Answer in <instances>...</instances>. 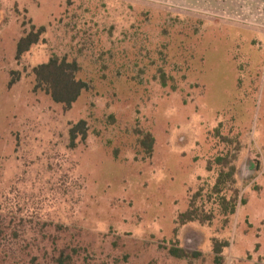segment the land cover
<instances>
[{
  "label": "rangeland",
  "instance_id": "obj_1",
  "mask_svg": "<svg viewBox=\"0 0 264 264\" xmlns=\"http://www.w3.org/2000/svg\"><path fill=\"white\" fill-rule=\"evenodd\" d=\"M183 2L0 0V264H264V26ZM52 57L91 87L69 109L34 91ZM232 166L226 218L208 193Z\"/></svg>",
  "mask_w": 264,
  "mask_h": 264
},
{
  "label": "trees",
  "instance_id": "obj_2",
  "mask_svg": "<svg viewBox=\"0 0 264 264\" xmlns=\"http://www.w3.org/2000/svg\"><path fill=\"white\" fill-rule=\"evenodd\" d=\"M44 32V27L36 29L34 26H31L30 31L25 33L18 41L16 47V59H20L30 50L32 46L38 44ZM79 72L80 66L76 61L69 62L66 57H52L47 63L40 64L32 68L31 74L35 80L34 91H41L45 93L54 103L61 104L65 108L69 109L79 99L83 92H89L91 88L87 82L77 78V74ZM155 79L163 88H166L169 82L173 83V79L167 76L162 68L158 69ZM15 81L16 79L11 78L8 87H11ZM172 90H176L173 85ZM87 133L88 128L85 120H80L78 123L71 126L69 130L71 147L75 146L78 139L85 142L87 139ZM136 134L139 136L138 146L144 155L143 159H149L152 155L154 147V139L152 135L148 132H142L140 130H138ZM223 139L228 146H233L234 152H238L239 142L237 137ZM117 155L118 152L116 151L115 156L117 157ZM221 161L222 160H218V163ZM224 162L226 163L225 160ZM235 178L236 169L233 166L228 171H220L208 193V199H212L214 196L216 197L215 202L220 209V213L226 218L232 216L236 209V195L234 198L227 197L228 192L233 193L231 191V187L236 184ZM195 201L196 199L192 200L194 203ZM192 209L193 208H190L188 213L181 216L180 219L182 222L189 223L195 220L200 222H209L211 220V216L201 217ZM180 252L181 250H173L172 255L176 258H181L182 255H180ZM60 264H62L61 261Z\"/></svg>",
  "mask_w": 264,
  "mask_h": 264
},
{
  "label": "crops",
  "instance_id": "obj_3",
  "mask_svg": "<svg viewBox=\"0 0 264 264\" xmlns=\"http://www.w3.org/2000/svg\"><path fill=\"white\" fill-rule=\"evenodd\" d=\"M175 1L184 4L183 0ZM191 3L207 9L212 18L223 15L238 22L264 26V0H191Z\"/></svg>",
  "mask_w": 264,
  "mask_h": 264
}]
</instances>
